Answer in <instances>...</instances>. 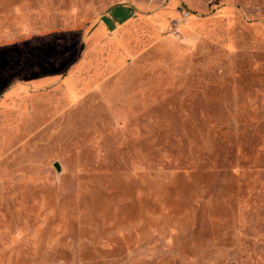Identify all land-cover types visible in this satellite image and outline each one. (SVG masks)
Masks as SVG:
<instances>
[{
  "label": "rangeland",
  "instance_id": "1",
  "mask_svg": "<svg viewBox=\"0 0 264 264\" xmlns=\"http://www.w3.org/2000/svg\"><path fill=\"white\" fill-rule=\"evenodd\" d=\"M0 264H264V0H0Z\"/></svg>",
  "mask_w": 264,
  "mask_h": 264
},
{
  "label": "water",
  "instance_id": "2",
  "mask_svg": "<svg viewBox=\"0 0 264 264\" xmlns=\"http://www.w3.org/2000/svg\"><path fill=\"white\" fill-rule=\"evenodd\" d=\"M55 168L59 171L60 167L57 163L54 164Z\"/></svg>",
  "mask_w": 264,
  "mask_h": 264
}]
</instances>
